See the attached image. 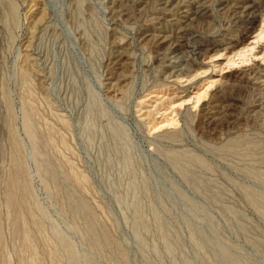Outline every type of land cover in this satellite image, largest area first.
Segmentation results:
<instances>
[{"label": "rangeland", "instance_id": "rangeland-1", "mask_svg": "<svg viewBox=\"0 0 264 264\" xmlns=\"http://www.w3.org/2000/svg\"><path fill=\"white\" fill-rule=\"evenodd\" d=\"M263 199L264 0H0V264H264Z\"/></svg>", "mask_w": 264, "mask_h": 264}, {"label": "bare ground", "instance_id": "bare-ground-1", "mask_svg": "<svg viewBox=\"0 0 264 264\" xmlns=\"http://www.w3.org/2000/svg\"><path fill=\"white\" fill-rule=\"evenodd\" d=\"M259 78H260V77H259ZM25 127H26V130H27V132H28L30 138L33 139V134H32L31 126H30V124H29L28 122H26V119H25ZM259 200H260V199H259ZM263 200H264V199H263ZM67 246H69V245H67ZM67 246H66V247H67Z\"/></svg>", "mask_w": 264, "mask_h": 264}]
</instances>
